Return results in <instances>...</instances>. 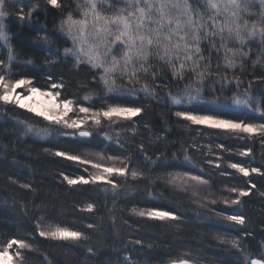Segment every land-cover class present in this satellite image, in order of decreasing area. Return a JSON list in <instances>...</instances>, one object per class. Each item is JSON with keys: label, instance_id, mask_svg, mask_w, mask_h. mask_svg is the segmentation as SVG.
Segmentation results:
<instances>
[{"label": "trees", "instance_id": "obj_1", "mask_svg": "<svg viewBox=\"0 0 264 264\" xmlns=\"http://www.w3.org/2000/svg\"><path fill=\"white\" fill-rule=\"evenodd\" d=\"M58 2L60 8L47 0H6L3 23L8 41L0 40V75H8L10 68L12 80L30 79L32 86L58 92L74 107L99 111L120 103L142 111L130 119L102 121L83 138L62 124L0 102V247L12 238L31 244L33 250L22 251L24 264H178L181 260L246 264V257L250 262L264 253V134L194 125L175 115L192 111L221 120L264 123V51L259 39L243 46L248 56L237 57L233 68L225 66L224 49L217 51L205 42L201 69L211 66L203 77L190 66L183 78L174 76L166 64L152 59V70L139 73V81L129 83L128 76L117 73V92L107 93L99 79L102 69L77 65L75 56L65 55L64 49L73 43L60 31L61 21L68 13L80 18V10L77 0ZM190 2L203 7L198 0ZM44 36L46 41L41 39ZM216 44L219 48L218 40ZM258 56L260 62L253 64ZM53 83L63 86L52 88ZM144 83L151 85L153 94L141 91ZM85 95L90 99L85 100ZM173 97L182 102L173 104ZM236 99L248 103L237 104ZM57 152L80 157L101 154L112 166L126 165V175L111 176L115 188L104 182L69 185L65 175L86 179L88 173L82 164ZM230 163L248 168L249 175L229 167ZM251 168L259 171L253 173ZM132 170L141 175L133 178ZM193 175L208 183L187 188L173 183L176 176ZM232 188L248 195L240 196ZM235 199L240 203H231ZM153 207L178 219L144 218L132 211ZM227 215L243 216L244 225L225 220ZM38 223L68 227L87 238L47 239L39 235ZM236 238L239 249L231 244Z\"/></svg>", "mask_w": 264, "mask_h": 264}, {"label": "snow or ice", "instance_id": "obj_2", "mask_svg": "<svg viewBox=\"0 0 264 264\" xmlns=\"http://www.w3.org/2000/svg\"><path fill=\"white\" fill-rule=\"evenodd\" d=\"M203 7L197 6L190 0H119L121 7L114 8L112 12H106L104 5L109 4V0H84L81 4L77 0V8L80 10V18H74L72 13H68L66 18L61 21L60 31L72 40L73 47L65 48V55L75 56L76 64L87 63L93 69H102L99 79L102 82L107 93H116V74L128 76L129 83L133 80L139 81V73L147 75L153 68L152 59H156L166 64L174 76L183 78L185 70L193 71L198 77H203L210 68V63L205 64L201 69V62L205 60L202 55V44L209 42L212 49L219 51L225 50V66L233 68L236 66L237 57H247L248 52L243 51L249 41L259 39L264 51V0H201ZM47 3L54 8H60L58 0H47ZM6 0H0V40L8 41V34L5 31L3 18L7 15L5 9ZM258 5L259 10L254 7ZM111 6V5H110ZM35 7V6H33ZM28 15H31V10ZM256 17V19H249ZM24 20L25 16L20 15ZM47 40V36L41 37ZM219 41L217 48L216 41ZM230 44L240 47H230ZM119 50V51H117ZM231 53V56L227 54ZM81 56L86 59H81ZM9 61L14 57L10 54ZM260 62V56L253 64ZM31 63V61H28ZM178 65V66H177ZM0 66L3 62L0 61ZM157 73L153 72V79ZM239 83V78H236ZM63 85L53 83L52 88H60ZM27 87V95L16 92V89ZM141 91L147 94H153L149 83L141 86ZM40 95L48 97L45 105L39 107L33 106L30 101L33 96ZM59 93L50 91H41L32 86V80L21 78L12 80L10 68L8 75H0V102L5 104L13 103L20 108H26L29 112L43 117L45 120L62 124L66 128H78L80 124L86 123L87 114L91 111L88 107H80L79 112L85 113L83 120L73 119L71 122L65 119L67 114L73 111V101L64 99L59 104L53 103ZM85 100L90 99L85 95ZM180 98L173 97V104H180ZM235 103H245L248 101L235 100ZM47 105H50L47 106ZM60 109V111H54ZM253 110L261 111L259 107ZM140 107L122 106L120 103L110 104L106 110H99L93 113V123L99 125L100 117L111 119L112 117H124L130 119L141 113ZM177 117L190 121L192 124H209L211 127L227 128L229 130L242 133L264 134V123L253 124L244 121L234 122L232 120H221L213 115L193 114L192 111H177ZM264 115V112H261ZM82 137L90 135L88 131H80ZM241 155H247L242 152ZM57 156L65 157L70 161H78L81 164L91 163L84 160L79 155H72L66 152H57ZM109 159H117L109 157ZM220 165H217L219 167ZM92 167L98 170V173L92 175L89 179L83 176L77 179H64L69 185L96 183L104 181L111 183L115 188L117 185L107 176L112 174L126 175V165L122 167H106L100 163H92ZM229 167L236 169L244 176L249 175V169L242 167L239 163H230ZM251 172H258L259 169L251 168ZM141 175L136 170L131 171V176L136 178ZM188 179L197 184H207L208 181L200 176H189ZM27 187V185H25ZM231 191H239L240 196H246L248 193L243 190L232 188ZM231 203L239 204V199L232 200ZM93 205L88 204L87 210L92 211ZM139 216H147L150 219H178L172 212L159 210L158 208H149L147 210L133 209ZM222 215V213H218ZM225 220L234 222L236 225H244L245 218L241 215H227ZM43 219V218H42ZM91 227V225H89ZM36 228L41 237L51 238L53 240H79L87 238L80 231L71 230L68 227H42L40 223ZM234 248H240L239 238L231 240ZM14 249V254L9 250ZM22 249L33 250L32 245L25 240L12 238L6 244L0 247V264H24V255ZM246 264H264V253L258 257H253ZM179 264H188V261L181 260Z\"/></svg>", "mask_w": 264, "mask_h": 264}, {"label": "rangeland", "instance_id": "obj_3", "mask_svg": "<svg viewBox=\"0 0 264 264\" xmlns=\"http://www.w3.org/2000/svg\"><path fill=\"white\" fill-rule=\"evenodd\" d=\"M84 1V0H83ZM114 0H109V4H105L104 5V10L106 11V12H108L110 9H114V8H117V7H115L117 4L116 3H118L120 6H122L121 5V3H119V0H116V2H114V4H112V2H113ZM191 1V0H190ZM198 1H200L201 2V0H198ZM111 5V6H110ZM115 5V6H114ZM42 91H44V90H42ZM16 92H18V93H21L22 95H27L28 93H27V87H22V88H18V89H16ZM51 92V91H50ZM52 93H54V92H52ZM48 100V97H43V96H40V95H36V96H33L32 97V99L30 100V101H27V103H31L33 106H35V107H39V106H41V105H45L46 104V101ZM60 101H61V99H60V97H56V99H55V101L53 102V103H56V104H59L60 103ZM13 104V103H12ZM15 105V104H14ZM17 106V105H16ZM47 106H49L50 107V105H47ZM18 107V106H17ZM20 108V107H19ZM72 108H73V111H71V112H69L68 114H67V116L65 117V119H67V120H69V122H71V120H73V119H76V120H83V119H85L86 118V114L85 113H81V112H79V108L80 107H77V106H75L74 107V105H72ZM22 109H24V110H27L26 108H22ZM28 111V110H27ZM54 111H60V109H54ZM98 111V110H97ZM94 112H96V111H90L88 114H87V119H86V123H82V124H80V126L78 127V128H67L68 130H70V131H72V132H74L75 134H79L80 133V131H88L89 132V130H94V129H96V128H98V125L97 124H95V123H93V120H92V115H93V113ZM32 113V112H31ZM35 114V113H34ZM36 115V114H35ZM40 117V116H39ZM40 118H43V117H40ZM100 119H101V122L102 121H106V122H108V120H122V119H126V118H124V117H112L111 119H107V118H104L103 116H101L100 117ZM190 122V121H189ZM191 123V122H190ZM199 125H202V126H210L209 124H207V123H205V124H199ZM211 127V126H210ZM212 128H215V129H217L216 127H212ZM218 129H223V130H228L227 128H223V127H220V128H218ZM235 132H238V131H235ZM245 134H248V135H250L249 133H245ZM253 134H255V133H253ZM88 137V136H87ZM86 138V137H85ZM84 160H87V161H91V163H84V164H82L84 167H85V172H87L88 173V176H87V178L86 179H89L92 175H95V174H97L98 173V170L97 169H95V168H93L92 167V163H100L101 165H103V166H106V167H112V165L110 164V162L111 161H109V160H107L106 158H104L101 154H88V155H85V156H83L82 157ZM76 162H78V161H76ZM81 164V163H80ZM112 175H115V174H112ZM112 175H109V176H107V179L109 180L110 178H111V176ZM174 180H173V183L174 184H178V185H181V186H185L184 188H187V186H191V185H189V184H192V183H196V182H194V181H191L190 179H188V176L187 177H185V176H176L175 178H173ZM100 182H104V181H97L96 183H100ZM105 183V182H104ZM77 184H79V183H77ZM144 218L146 217V218H148L147 216H143ZM165 220H167V219H165ZM48 227H52V226H48ZM44 238H46V237H44ZM47 239H49V238H47ZM79 240H81V239H79ZM79 240H76V241H79ZM60 241V240H59ZM63 241H69V242H71V241H73V240H63ZM15 245L13 246V249H10L9 250V253L10 254H14V249H15ZM25 250H28V249H22L21 251H25Z\"/></svg>", "mask_w": 264, "mask_h": 264}, {"label": "water", "instance_id": "obj_4", "mask_svg": "<svg viewBox=\"0 0 264 264\" xmlns=\"http://www.w3.org/2000/svg\"><path fill=\"white\" fill-rule=\"evenodd\" d=\"M78 136H79V137H82V136H80L79 134H78ZM83 138H85V137H83ZM172 264H177V263H172ZM178 264H179V263H178ZM188 264H190V263H188ZM191 264H192V263H191Z\"/></svg>", "mask_w": 264, "mask_h": 264}]
</instances>
